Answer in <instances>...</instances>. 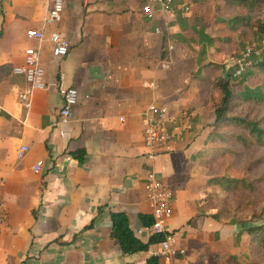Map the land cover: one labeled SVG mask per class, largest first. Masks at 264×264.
<instances>
[{"label": "crops", "instance_id": "0c3cea01", "mask_svg": "<svg viewBox=\"0 0 264 264\" xmlns=\"http://www.w3.org/2000/svg\"><path fill=\"white\" fill-rule=\"evenodd\" d=\"M47 12L46 0H0V188L10 213L0 231V264H146L159 245L123 253L111 234L110 213L126 212L136 235L151 238L139 217L152 215L142 119L151 103L177 116L189 108L196 125L193 137L153 163L174 194L168 227L185 250L183 264H234L233 257L248 264L235 251L239 238L250 237L246 227L202 209L207 131L193 78L197 68L188 71L174 52L169 67H162L167 35L156 33L158 22L144 15L142 0H70L53 26L44 21ZM184 18L176 10L166 33H184L187 20L193 25ZM30 28L44 29L46 38H28ZM55 29L71 43L66 56L53 53L49 35ZM28 47L40 50L45 69V88L34 92L30 110L19 99L28 83L14 72ZM71 86L79 100L62 136L56 127L62 88ZM21 145L30 149L19 159ZM82 149L79 161L73 152ZM39 160L43 170L36 173Z\"/></svg>", "mask_w": 264, "mask_h": 264}, {"label": "rangeland", "instance_id": "374dc122", "mask_svg": "<svg viewBox=\"0 0 264 264\" xmlns=\"http://www.w3.org/2000/svg\"><path fill=\"white\" fill-rule=\"evenodd\" d=\"M195 2L188 14L180 11L193 25L187 20L185 32L171 29L170 37L175 44V55L185 59L188 71L210 66L202 74L206 81L202 97L206 121L201 127L207 132L201 162L207 180H211L206 184L202 209L246 228L261 226L264 225V137L251 132L249 123L256 121L264 129V0ZM248 48L260 53L254 54L242 73H234L235 66L227 65L233 64ZM219 77L228 78L234 91L229 118L222 123L216 122L215 113L221 97L215 82ZM239 242L235 251L243 263L264 264L263 247L251 248V239L246 234Z\"/></svg>", "mask_w": 264, "mask_h": 264}, {"label": "built area", "instance_id": "2783aa9c", "mask_svg": "<svg viewBox=\"0 0 264 264\" xmlns=\"http://www.w3.org/2000/svg\"><path fill=\"white\" fill-rule=\"evenodd\" d=\"M48 3V12L45 17V23L49 26L56 25L63 20L65 9L70 0H46ZM194 0H142V11L144 15L158 22L155 28L156 33L167 35V55L162 59V67H169L172 62V53L175 50V44L172 42L168 32L169 24L176 12L180 10L183 13H189L192 10ZM30 39L43 41L46 38L44 29L30 28L27 31ZM49 39L53 44V53L56 56H66L70 52V41L58 30H52ZM255 53L260 51L254 48H248L242 55L233 60L232 65L236 68V74H240L245 66L251 63ZM16 74L23 75L28 86L23 89L19 95L21 103L27 110L33 106V95L38 89L45 88L44 75L45 69L40 62V50L36 47H28L25 51V63L14 68ZM153 86V83H145ZM63 105L58 113L56 127L60 129V134L65 136L67 130L65 125L71 121L74 109L79 100V90L76 87L62 88ZM143 119V139L146 148L145 157L149 162V169L145 176L144 186L151 204L152 216L154 222L150 227L152 235L160 236L157 243L159 249L154 251L153 255L159 256L161 264H183L181 255L185 250L178 246V237L174 230L168 227V221L174 213V194L168 183L161 178L153 163L161 155L175 152L177 144L191 136L195 129L192 113L184 110L181 115L172 114L168 108L157 103L149 104L142 112ZM28 145H21L17 151V157L22 159L29 151ZM43 161L39 160L33 170L40 173L43 170ZM10 222V213L4 197L2 188H0V231ZM125 264H138L127 262Z\"/></svg>", "mask_w": 264, "mask_h": 264}, {"label": "trees", "instance_id": "16d2710c", "mask_svg": "<svg viewBox=\"0 0 264 264\" xmlns=\"http://www.w3.org/2000/svg\"><path fill=\"white\" fill-rule=\"evenodd\" d=\"M234 1V0H233ZM2 32H0V36ZM212 39V38H211ZM167 55V42L166 38L164 37L163 43V53L162 56L165 57ZM264 63V62H263ZM209 67L208 65H202L194 74V79L197 81L200 93L203 97V86H205L206 81L204 80V76H202L204 72V68ZM202 71V72H201ZM199 73V74H198ZM216 82V86L219 88L221 92V97L218 103L215 106V113H216V122L222 123L226 119L229 118L228 113L232 105V100L234 99V91L232 88L231 81L226 77H219ZM189 113V108L185 109ZM250 131L256 134L258 137H264V129L259 126V123L256 121H251L249 123ZM74 157H76L79 161L84 160L85 150H78L73 152ZM211 180L207 181V184L210 183ZM213 183V181H212ZM111 220L113 223L112 226V237L117 239L120 243L121 249L125 254H134L141 251H148L153 244H157L160 241V236L152 235L149 241L145 242L140 239L134 230L131 227L129 216L126 212L123 211H111ZM215 216V215H214ZM140 220L142 224L146 227H151L154 219L151 214H140ZM230 222V221H228ZM232 223H239L233 221ZM91 224L90 226H92ZM250 235V247L253 249H257L260 247L264 248V225L252 227L248 226L246 228ZM232 260L234 264H241L238 262L237 257H233ZM146 264H161L159 256L151 255Z\"/></svg>", "mask_w": 264, "mask_h": 264}]
</instances>
